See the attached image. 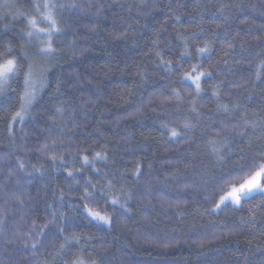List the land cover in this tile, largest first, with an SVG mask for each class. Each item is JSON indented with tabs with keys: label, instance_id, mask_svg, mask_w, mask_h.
Returning <instances> with one entry per match:
<instances>
[{
	"label": "trees",
	"instance_id": "16d2710c",
	"mask_svg": "<svg viewBox=\"0 0 264 264\" xmlns=\"http://www.w3.org/2000/svg\"><path fill=\"white\" fill-rule=\"evenodd\" d=\"M11 2L24 16L0 21V52L20 61L0 93V264H264V195L213 211L228 173L264 163V0H52L75 7L54 9L63 31L34 64L45 86L24 123L11 118L42 47L24 33L44 0ZM185 72L210 73L199 95Z\"/></svg>",
	"mask_w": 264,
	"mask_h": 264
},
{
	"label": "snow or ice",
	"instance_id": "6c2138e0",
	"mask_svg": "<svg viewBox=\"0 0 264 264\" xmlns=\"http://www.w3.org/2000/svg\"><path fill=\"white\" fill-rule=\"evenodd\" d=\"M35 11L39 13V18L37 19L35 16L28 17L27 18V25L29 27V31L25 32L24 35L28 38H31L35 35L36 39L41 42L42 47L39 48L37 55H51L53 54L56 49L53 47L52 41L56 34H59L63 31V29L58 25L57 19L55 16L54 9L56 7H75V5H65V4H55L52 2V0H44L43 4L41 3H34L33 5ZM20 16H24V13H19ZM3 19H8L7 15H4L2 17ZM13 19H16V17H13ZM177 19H179L177 17ZM46 25L45 27H40L39 24ZM9 28L8 24L3 25L2 30L7 31ZM195 35V33H193ZM231 47V45H229ZM7 51L6 52H0V93H2L6 87L9 86V81L18 78L19 71H20V61L19 58L16 56L11 55V47L6 46ZM198 53H206L208 51V48H199ZM22 55L27 56L26 53H22ZM181 55H187V53H181ZM163 63V61H162ZM171 63V62H168ZM180 62L177 61V64ZM264 63V62H262ZM196 71V66L193 65L192 72ZM47 72V69H41L40 76L43 78ZM210 76V73L200 72L196 75H192L190 72H185L183 77H181L182 80H188L191 81L196 86V94L199 95L202 91L201 89V80L203 77ZM32 66L29 64L28 71L25 72V88L26 91L24 95L21 97V105L20 109L17 110L11 118V121H19L21 123H24L26 119V115L28 113V108L32 105L33 100L35 99V96L39 90V88H43L45 85L43 83V80H41V83L39 84V88L37 87L36 81L32 80ZM259 78V77H258ZM62 109L57 108V112H61ZM9 122V132H11L12 129V122ZM185 128L189 127V124L184 125ZM179 135L177 131L172 130L171 131V137L175 138ZM214 143V142H213ZM43 147H47V145H44ZM104 159V156H102L101 153H96V157L94 159ZM84 164H89L91 161L87 156L82 157ZM223 159V157H221ZM253 167H256L258 170H256L251 176H249L247 179H245L242 183H240L238 186H236L234 183L231 186H226L222 189H220L224 194L220 195L219 200L217 201L215 208L216 209L227 206V204L230 202L234 205H240L242 201L249 197L253 192H262L264 193V163H260L259 165H253ZM20 170H23L24 165H19ZM139 165H137V171H139ZM79 171V169L77 170ZM98 171V170H97ZM245 166L241 165L235 169H233L232 172L228 173L229 177H232L234 180H239L241 178V174L244 173ZM233 173L235 175L233 176ZM68 177H73V172H68ZM221 180H224V177H221ZM88 186L93 187L95 189L94 185H91V182L86 180L85 181V187H84V195L82 199L88 200L93 198L94 192L88 190ZM99 195H103V190H101ZM106 204H110L112 206L120 205V202L118 199H111V200H105ZM120 208H123V205H120ZM84 209L87 213V215L94 221L103 223L105 225H109L112 222V217L109 215H102L100 212L93 210L90 208L87 204L84 205ZM116 212H119V209L115 210ZM47 228V225H44L39 229V232L41 234H44V229ZM76 239L77 242H79L78 238ZM36 245H33V248H35ZM61 247H64L62 245ZM73 264H84L82 260H75L73 261ZM92 264H96L95 261L92 262Z\"/></svg>",
	"mask_w": 264,
	"mask_h": 264
},
{
	"label": "rangeland",
	"instance_id": "374dc122",
	"mask_svg": "<svg viewBox=\"0 0 264 264\" xmlns=\"http://www.w3.org/2000/svg\"><path fill=\"white\" fill-rule=\"evenodd\" d=\"M6 2L7 3H12L11 2V0H8V1H5V0H0V21H1V19H3L2 17L4 16V15H7V17H8V19H13V17H16V19L15 20H19L20 19V15L19 14H16V11H15V13H14V8H12L11 6H12V4L11 5H7L6 4ZM34 3H36V2H34ZM34 5V4H33ZM30 6L32 7V5L30 4ZM33 8V7H32ZM34 9V8H33ZM35 10V9H34ZM13 14H15V15H13ZM26 16V15H25ZM39 26L40 27H45L46 25H44V24H39ZM31 38H33V37H31ZM30 38V39H31ZM34 39H36V37H35V35H34ZM41 43V42H40ZM42 57H43V55H39V57L38 58H35V60H36V62L34 63L33 61H32V59H31V66H32V80H34V81H36V84H37V87L39 88V84L41 83V80L43 79L41 76H40V72H41V69H43V68H41V67H34L35 65L34 64H40V62H43L44 63V61L43 60H41L42 59ZM38 60L40 61V62H38ZM29 68V67H28ZM27 71H28V69H27ZM25 79V78H24ZM23 87H24V91H23V95H24V93H25V91H26V88H25V83L23 82ZM42 90V88H39V90H38V92H37V94H36V96H35V99L37 98V96L39 95V93H40V91ZM22 95V96H23ZM35 99L33 100V102H32V105H33V103L35 102ZM22 102V101H21ZM31 105V106H32ZM30 106V107H31ZM29 107V108H30ZM29 108H28V110H29ZM258 170V169H257ZM256 171V170H255ZM255 171H253V172H251L250 174H248V175H246V176H244V177H242V178H240L239 180H237L234 184L236 185V186H238L240 183H242L245 179H247L249 176H251ZM256 193H261V194H263L264 195V193H262V192H259V191H257V192H253L251 195H253V194H256ZM250 195V196H251ZM247 198V197H246ZM230 203V202H229ZM230 204H232V203H230ZM232 205H234V204H232ZM237 206V205H236Z\"/></svg>",
	"mask_w": 264,
	"mask_h": 264
}]
</instances>
